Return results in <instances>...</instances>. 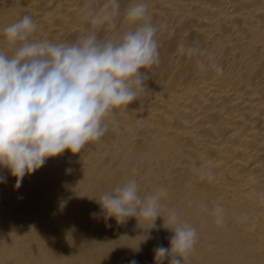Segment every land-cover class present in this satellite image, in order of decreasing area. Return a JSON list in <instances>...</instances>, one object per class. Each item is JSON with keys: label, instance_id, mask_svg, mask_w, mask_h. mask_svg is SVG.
<instances>
[{"label": "bare ground", "instance_id": "1", "mask_svg": "<svg viewBox=\"0 0 264 264\" xmlns=\"http://www.w3.org/2000/svg\"><path fill=\"white\" fill-rule=\"evenodd\" d=\"M134 2L119 0L113 27L85 19L110 0H0V51L12 54L3 29L25 15L37 25L33 40L116 38L133 28L124 15ZM143 2L154 24L168 26L157 34L160 62L143 70L146 90L113 110L99 141L48 158L18 189L0 168V264H169L154 253L173 235L164 210L165 222L117 224L97 202L130 178L141 195L166 189V207L196 228L182 264H264V0Z\"/></svg>", "mask_w": 264, "mask_h": 264}, {"label": "clouds", "instance_id": "2", "mask_svg": "<svg viewBox=\"0 0 264 264\" xmlns=\"http://www.w3.org/2000/svg\"><path fill=\"white\" fill-rule=\"evenodd\" d=\"M110 3V9L105 5L99 12L89 11L85 19L92 25L108 22L115 27L119 0ZM124 18L133 28L103 41L95 32L74 43L33 40L37 25L29 15L3 29L15 47L11 55L0 51V168H7L16 178L17 189L25 175L41 168L48 158L66 150L78 154L89 142L99 141L108 130L105 120L113 110L128 107L146 90L149 72L143 70L160 62L157 34L168 26L152 22L143 0L130 4ZM186 52L206 55L198 47H188ZM199 66L223 74L222 66L214 61L206 65L200 60ZM6 181L0 175V183ZM167 195L164 188L141 195L138 181L130 178L97 202L105 218H114L117 224L129 218L154 222L164 210L173 235L170 247L154 249L155 260L182 264L194 250L198 234L175 208L166 207ZM214 214L216 223L222 224L223 209L217 207Z\"/></svg>", "mask_w": 264, "mask_h": 264}]
</instances>
